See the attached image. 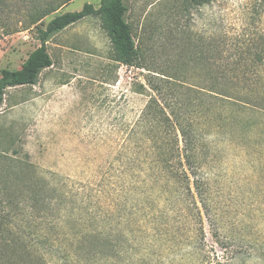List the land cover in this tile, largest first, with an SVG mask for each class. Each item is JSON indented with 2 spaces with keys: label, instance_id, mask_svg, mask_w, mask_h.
Instances as JSON below:
<instances>
[{
  "label": "rangeland",
  "instance_id": "obj_1",
  "mask_svg": "<svg viewBox=\"0 0 264 264\" xmlns=\"http://www.w3.org/2000/svg\"><path fill=\"white\" fill-rule=\"evenodd\" d=\"M100 1L0 0V70L18 69L53 17ZM126 2L128 47L114 50L101 20L87 17L47 42L53 65L35 85L6 90L0 240L13 248L22 237L45 264H264V144L256 134L234 140L209 130L186 184L159 170L140 124L146 77L190 66L208 38L264 30V7ZM46 8L57 10L23 28Z\"/></svg>",
  "mask_w": 264,
  "mask_h": 264
},
{
  "label": "trees",
  "instance_id": "obj_2",
  "mask_svg": "<svg viewBox=\"0 0 264 264\" xmlns=\"http://www.w3.org/2000/svg\"><path fill=\"white\" fill-rule=\"evenodd\" d=\"M258 1L259 7H264V0ZM56 10L34 11L23 28ZM127 13L126 0H101L97 8L85 4L80 11L53 17L39 32L40 46L21 66L0 70V107L7 89L35 85L40 73L53 65L47 42L87 17L101 20L114 50L128 47L132 31ZM196 53L188 60L190 66L187 61L181 62L176 65L179 70L146 77L147 87L142 86L143 91H151L140 122L150 151L163 174L186 184L200 168L199 148L209 130L224 132L232 139L235 134H256L258 143L264 144V30L230 39L208 38ZM123 61L133 65L129 59ZM11 242L13 248L6 238L0 240V264H45L22 237L15 235Z\"/></svg>",
  "mask_w": 264,
  "mask_h": 264
}]
</instances>
